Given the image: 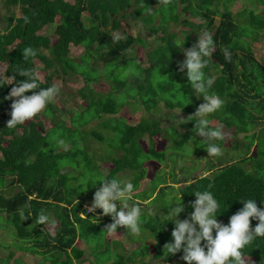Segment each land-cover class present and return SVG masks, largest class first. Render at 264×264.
I'll return each instance as SVG.
<instances>
[{
  "label": "trees",
  "instance_id": "obj_1",
  "mask_svg": "<svg viewBox=\"0 0 264 264\" xmlns=\"http://www.w3.org/2000/svg\"><path fill=\"white\" fill-rule=\"evenodd\" d=\"M153 1L160 2V6L164 5L163 7L166 5V8H160V21L164 19L163 14L167 10L172 11L177 7L176 3H167V0ZM180 1L185 3L184 12H190L195 17H200V20L197 22L187 17L180 19L179 12L172 11L174 13L171 15L172 22L177 24L181 21L182 24L190 27L188 30H182V33H185L183 39H180L176 32L168 30L166 25L171 22L169 20L159 26L151 23L148 18L143 21L145 26L151 25L148 27L149 32L162 31L163 35L158 38V46L148 53L149 66L140 65V72L147 73L144 83L130 86L127 96L123 97L131 99L114 97L117 87H111L113 88L111 93L94 99L89 105L98 101V111L112 115L115 119L120 118L117 114L127 104L136 106L137 111H140L139 109L146 111L148 116H141L135 124H129L125 118H120L124 120V124L118 125L116 130L120 137L117 147L120 153L122 151V156L116 154L107 158L112 168L105 177L114 179L120 172L137 171L138 175L134 177L136 180L132 177L134 190L131 195L134 198L129 200V204L140 205L138 201L140 198L148 200L151 198L152 202V198L156 197L162 202L160 205L168 209L166 203L170 201L162 197L166 188L160 189V192L152 197L156 186L164 183V180L156 174L157 167L165 160V153L158 145L161 143L164 147L167 142L177 137L172 140L173 145L180 148L194 136L196 118L190 117L192 121L188 122L187 118L193 115L198 107L194 91L183 92L181 89H175L171 84L178 75L185 74L178 70V64L184 59V50L197 42V36L205 31L211 33L215 50L204 72L206 76L215 77L210 92L219 95L224 103L222 108L209 119L211 121L220 117L219 123L233 129L236 138L238 135H243V140L232 147L240 153V156L237 160L229 162H226L229 154L223 157L212 156L215 161L210 160L212 162L208 164L209 168L206 170L208 174L198 176L195 171V174L189 173L185 178L175 181H180L179 196L177 200L172 199L173 203L179 202L181 194L180 206L184 211L178 218L182 220L193 211L190 203L196 198L194 193L209 191L220 203L217 219H221L226 224L229 218L243 207L240 200L255 199L257 206L264 208L262 204L264 203V142L258 141L256 130L259 125L264 127V62L256 57L252 47L255 36L261 31L264 32V11L256 12L253 7H246L237 13L242 18L239 22L229 8L231 0H224L222 10L218 8V0ZM150 2L151 0H2L3 5L7 9L12 8L14 13L8 16L0 15V19L4 20L2 25L0 23V216L11 231L16 248L26 253L30 251L42 255L43 260H49L51 264H82L86 260L89 263L92 260L84 258L86 251L76 245L78 240H84L88 245L94 241L93 238L97 233L102 232L108 251L112 250L108 247L111 242V248L121 245L122 241L119 239L110 241L109 232L104 229L113 222L111 216L103 215L100 209L92 213L87 211L85 207L88 203L87 199L93 198L94 192L88 191L86 195L76 174L72 175L70 170L63 167L64 160L72 166L75 162L80 163L79 158L90 156L88 150L83 149L78 141L74 140L71 148L67 150L57 152L53 149H45L49 131L60 128L62 123L47 128L45 120H37L39 113L25 123L9 127L7 122L11 118L12 100L5 97L8 96L13 84L7 85L6 77L14 76L16 83L26 78L18 73L28 71L36 75L40 87H51L55 75L60 77L63 73L67 75L70 71H76L71 64L72 60L81 59L87 50L95 53L89 59L94 67H98L97 63L100 60L105 66L111 63L120 66L128 59V54L136 41L142 46H145L146 42L138 38L139 33L133 35L128 32H123L121 39L117 41L110 29L119 30L121 25L119 17L127 19L129 13L126 9L132 5L135 7L130 13L136 19L144 14L147 15L148 10L151 9ZM252 3L264 5V0H251ZM168 5L173 7L167 8ZM16 9H19L20 14H15ZM85 15L90 20V25L84 21ZM54 23L56 24L54 31L47 34L45 28ZM28 48L35 52L34 56L24 55ZM225 49L231 53L230 58L225 57ZM77 52L79 54H76ZM179 53L183 55V59H178ZM38 62L44 65V71L37 68ZM52 68L54 75L49 73V69ZM113 77L114 75L112 77L108 75L118 88L131 84L126 77L117 79ZM149 78L156 79V84L148 82ZM180 96L181 100L177 98ZM135 98H138L136 99L138 103H133ZM160 101L164 102L167 109H182L181 111L187 115L183 119L186 121L177 122V125L176 123L161 125L166 116L154 118L156 113L154 114L153 111ZM201 103H203L202 97ZM57 110L59 107L54 102H50L43 113L50 121L54 119ZM211 127L219 128L212 125ZM90 135L102 138L96 131H92ZM225 140L223 136V139L218 141L221 147H226ZM148 161L157 162L155 171L150 177L153 183L152 189L137 191L138 184L146 176L144 164ZM249 162L252 170L244 166ZM5 190L7 193H4ZM21 212L25 213L26 219ZM29 213L31 215L27 216ZM41 214L47 215L49 220L40 223ZM161 219L153 220L151 215H143L142 230H147V233L153 236V241L136 243L131 253L120 254L111 264H130L137 257H140L141 264L182 261V251L174 255H167L164 251L165 243L172 239L174 224L170 221L165 223L167 218ZM52 222L55 223L54 233L49 229ZM257 223V220H251L254 227ZM121 229L122 227H118L117 231ZM125 230L130 235L128 230ZM3 246L4 243L0 241V249ZM88 248L91 252L97 251L92 245ZM116 248L114 247V250ZM242 251L245 260H249L248 264H264V237H257ZM93 256L97 258L101 255L94 253ZM9 259H14V253H10L8 258H2L0 255V264H11ZM98 262L100 264V261ZM14 263L23 264V261L21 263V259L17 257ZM183 264L186 262L184 261Z\"/></svg>",
  "mask_w": 264,
  "mask_h": 264
},
{
  "label": "rangeland",
  "instance_id": "obj_2",
  "mask_svg": "<svg viewBox=\"0 0 264 264\" xmlns=\"http://www.w3.org/2000/svg\"><path fill=\"white\" fill-rule=\"evenodd\" d=\"M71 1V0H70ZM195 1V0H192ZM166 2V1H165ZM223 2L224 0H218V8L220 10L223 9ZM143 3V2H141ZM140 3V5H141ZM167 3H176L177 7L176 9L172 10L174 13L179 12V18H189L193 19V21L200 20V17H195L190 12H184L183 6L185 3H182L180 0H167ZM151 4V9L148 10L147 15L144 14V16H141L139 19H136L132 13H130L135 5L130 6L126 9V12H128V18H122L119 17L121 25L119 30H111L110 32L112 36H114L117 32H119L121 35L123 32H128L133 35H137L139 33L138 38L144 39L146 44L145 46L141 45L140 43H137V41L132 45L133 48H131L128 59L120 64V66H114L115 63H111L110 65H106L103 61L100 60V62L97 63L98 67H94L91 65L90 58L91 56L95 55L93 51L87 50L86 53L82 56L81 59L72 60V66L76 71H70L67 75L63 73L62 76H57L53 78V85H56L59 87V93L56 95L54 100V104L59 107V110L55 111L54 119L48 120L46 115H44L43 111L39 113V116H37V120H45L46 127H50L53 124L56 123H62L60 125V128L57 129H51L49 131L46 145L44 146L45 149H53L57 152L65 150V147L63 145H60L58 143L59 140H64L65 144L68 145V148H71L72 141H78V144L83 148L87 149L90 153V156H83L79 158L80 163L72 166L67 160L63 161V167L67 170V166H70L74 169L72 172V175H75L78 179V182L83 185V189L85 190V193L87 195L88 191L95 192L96 188L100 187V182L104 179V177L109 173V169L112 168V164L110 161L107 160V158H110L112 156H115L118 154L119 157L122 156V151L120 153L118 149V145L120 143V137L119 133L116 130V127L121 124H124V120L120 118H125L126 122L129 124H135L139 121L141 116H148L145 110L139 109L140 111H137L135 108L136 106L127 104L123 107L122 111L119 112L117 115L120 118H113L112 115L102 114L98 111V101L94 102L93 105L91 102L96 98H101L105 96L108 93H111L110 91L113 89L111 87L116 88L115 90V96L117 98H123L126 97L128 94L130 86L134 87L135 84H142L145 81V78L147 77V73L140 72V65L142 64L143 67H148L149 63L147 62L148 59V53L153 50V48L157 47L159 42L158 38L163 35L162 31H158L156 33H151L148 30V27L151 25L145 26L143 24V21L151 20V23H156L157 26L163 25L166 20L171 21V15L174 13L172 11L167 10L166 13H164V19L160 21V8H166L163 6H160V2H154L151 0L149 3ZM173 7V5H168L167 8ZM195 7V6H194ZM246 7H253L256 12L264 11V5H257L252 3L251 0H231L229 3L230 10L234 13L235 17L240 20H242L241 17L237 15L238 11L243 10ZM9 9V10H8ZM6 8L2 0H0V15H9L12 12L14 13L12 8ZM125 12V13H126ZM15 14H20L19 9L15 10ZM237 15V16H236ZM218 19V17H217ZM87 25H90V20L87 18V15H85V20ZM1 25L4 23L3 18L0 19ZM245 23V20L243 21ZM55 23L52 24L50 27L45 28V32L51 33L54 31ZM166 27H168L169 31L176 32L179 35L180 39H183L185 37V33H182V30H188L190 29L189 26H185L181 23H175V22H169ZM255 35H253L254 37ZM252 37H250L251 39ZM252 47L256 54V57L264 62V32H259L255 39L252 40ZM94 50H96L94 47H92ZM76 54H79L77 52ZM86 55V56H85ZM85 56V57H84ZM178 59H183V55L179 53ZM37 68L41 71L43 70L44 65L40 62L37 63ZM62 72V71H61ZM113 78L117 79L118 77H126L127 81L131 83L129 86L124 88H118L117 84L113 83L111 79L108 78V75ZM49 73L54 75V68L49 69ZM62 74V73H61ZM140 75V76H139ZM114 81V80H113ZM163 81V80H162ZM148 82L156 84V79L149 78ZM158 83V82H157ZM172 87L175 89H181L183 92L186 91H194L192 89L191 83L189 82L186 74L183 76L178 75L176 80L171 84ZM93 94V97H92ZM92 97V99H91ZM140 97V96H139ZM196 97V96H195ZM128 99H131L130 97H127ZM127 98H123V100H126ZM179 100L182 99V97H177ZM138 98H135L133 100V103H135ZM138 103V102H136ZM196 104L199 106L201 104V98L196 97ZM160 107V108H159ZM180 110L179 108L174 109H167L164 102L160 101L157 104V107L153 109L154 111V118L156 117H165L162 120L161 125L165 126L168 124H175L177 125V121L175 119H185L187 115H185L182 111L177 115V111ZM100 119H94L98 118ZM175 118V119H174ZM220 117L213 118L210 122L212 126H217L222 129L223 136L225 137L226 141V147L223 148V155H220V157H223L226 154H229V157L226 162L237 160L240 156V153L236 151L234 148L235 143L239 144L243 140V135H238L237 138L233 134V129L227 128L224 125H221L219 123ZM50 122V123H49ZM181 127V125H180ZM186 130V129H184ZM257 130V137L258 141L264 142V127L259 125ZM92 131H96L99 133L102 138H95L94 136L90 135ZM78 136H80V139H78ZM195 136V135H194ZM177 137H174L173 139H176ZM193 136L190 138L192 139ZM172 139V140H173ZM190 139L183 144L180 148L175 145H173V142H167L164 147L161 146V143L158 145L160 149L165 153V160L162 161L159 166L157 167V176H159L161 179H163V184H158L155 188V191L152 195V197H155L157 193H159L160 189H164V194L162 193V197L164 200L170 201V203H166L168 206V209H165L164 206L160 205L162 203L160 199L152 198V202L150 199H142L140 198L138 201L141 203L139 206L142 209L143 215L147 214L149 215L150 211H158L157 218L153 217V220H157L158 218H166L163 217L164 215H167L168 210L171 209V206L173 204V199H178V187L179 182H175L176 180H181L186 177V175H189V173H193L196 175L201 174H208L206 170L209 168L208 164H210L212 161H215L214 157H210L207 155L206 151V145L204 143H199L200 138L197 137L195 140H193V144L190 141ZM75 143V142H74ZM172 143V144H171ZM194 145V146H193ZM77 146V145H75ZM146 147V145H144ZM251 154H254V148L251 149ZM87 152V153H88ZM211 158V159H210ZM153 160V159H151ZM210 160H212L210 162ZM88 161V162H86ZM108 161L107 163H105ZM157 161V160H156ZM156 161H148L144 164V167L146 168V176L144 179L140 181V183L137 186V191H141L143 189H147L148 191L152 189V184L150 178L153 174V171H155L156 167ZM217 164V162H216ZM219 165V163H218ZM246 168L252 170L251 162L244 165ZM160 167V168H159ZM159 168V169H158ZM65 169L63 172H65ZM183 170V171H182ZM148 174V175H147ZM138 172H132L130 171H124L120 172L116 175V178L114 179H123V178H131L133 177L134 180H136L134 177H137ZM156 176V177H157ZM91 178V180H87ZM78 182H72L73 184H76ZM134 184V181H132ZM157 183V181H154ZM87 183V184H86ZM95 183V186L93 184ZM172 185V187H170ZM168 186V187H167ZM4 193H7L5 190ZM133 195V193H132ZM131 195V196H132ZM132 198H134L132 196ZM88 203L86 209L91 207V202L93 201V198L88 197ZM156 203V204H155ZM131 205V204H130ZM157 205V206H156ZM175 206V205H173ZM89 212V211H88ZM94 212V211H92ZM90 212V213H92ZM161 219V220H162ZM219 222L223 223L221 219H217ZM160 222V221H159ZM54 222H52V225L50 226V231L52 233L55 232L54 230ZM224 224V223H223ZM228 222L225 224L227 225ZM250 227H254L252 224ZM146 231V232H144ZM142 230V234L140 236H135L130 233L128 235L127 231L123 228L119 231H117L116 234L108 233V239L110 241L113 240H121V245L118 246H112L111 244L108 246L111 251L107 250V245L105 243V237L102 232L97 233L94 236V241L87 243L84 240H78L76 245L80 247L81 249H84L86 251V255L84 258L92 260L90 263L89 261H85L82 264H99L98 261H100V264H111L120 254H129L134 250V247H136V243H144V241H153V236L147 233V230ZM149 232V231H148ZM13 236L11 234V231L7 228V224L3 221L2 216H0V241L4 243V246L0 249V255L2 258H8V255L10 253H14V259L20 258L21 263L23 261V264H51L49 260L44 259L43 256L36 254L34 252L28 251V253L22 251L21 249L16 248L13 242ZM93 246V249H96V252L99 253L101 256H98L95 258L88 246ZM114 247H117L116 250H114ZM40 251V249H37ZM14 259H9V262L11 264L14 263ZM140 257H137L135 260L131 261L130 264H141L139 261ZM152 262H155L151 260ZM246 264H248L249 260H245ZM184 260L177 262L176 260L167 263V264H183Z\"/></svg>",
  "mask_w": 264,
  "mask_h": 264
},
{
  "label": "clouds",
  "instance_id": "obj_3",
  "mask_svg": "<svg viewBox=\"0 0 264 264\" xmlns=\"http://www.w3.org/2000/svg\"><path fill=\"white\" fill-rule=\"evenodd\" d=\"M114 39L120 40L121 34L117 32ZM214 50L213 36L205 31L197 36V42L192 47L184 50V59L178 64V70L186 74L195 96L198 99L203 98V103L197 107L193 115L187 118V122L192 121L190 117H195L197 121L194 123L195 136L190 141L193 144V140L199 137V143L206 145L205 149L209 156L223 155V149L218 143L223 139L222 129L211 127L209 117L222 108L224 101L219 95L210 92L215 77L206 76L204 72ZM29 54L34 56L35 52L28 48L24 55ZM224 55L230 58L231 53L225 49ZM18 74L26 78L14 83V76L6 77L7 85L13 84L8 96L5 97V99L12 100L11 118L7 122L9 127L25 123L45 110L59 93V87L56 85L47 88L40 87L36 75L31 72L24 71ZM28 92L32 94L27 95ZM181 110H178L176 114L178 115ZM175 121L186 120L175 119ZM58 143L67 150L68 145L64 140L61 139ZM89 180L93 181L89 178L87 183ZM98 182L101 186L94 192L88 211L100 209L103 215L111 216L113 222L104 228L109 233L117 235L118 227H122L129 233L140 236L142 234V209L139 204H129L134 190L132 179L105 177ZM194 195L196 198L190 203L193 211L187 218L182 220L178 218L184 211V208L180 206L181 194L179 202L173 203L167 215L163 216L167 218L165 223L170 221L174 224L171 232L172 239L164 245L167 255L182 251V259L186 264H246L242 250L257 237H264V208L258 207L255 199L240 200L243 207L233 214L228 224L225 225L217 220L220 203L211 192H195ZM157 214L158 211L149 212V215L154 217ZM21 215L24 219L27 218L24 212H21ZM30 215V213L27 214V216ZM253 219L258 223L255 227H250ZM48 220L47 215L39 216L40 223Z\"/></svg>",
  "mask_w": 264,
  "mask_h": 264
},
{
  "label": "crops",
  "instance_id": "obj_4",
  "mask_svg": "<svg viewBox=\"0 0 264 264\" xmlns=\"http://www.w3.org/2000/svg\"><path fill=\"white\" fill-rule=\"evenodd\" d=\"M67 170H70L71 172L74 171V169L70 168V167H67Z\"/></svg>",
  "mask_w": 264,
  "mask_h": 264
}]
</instances>
